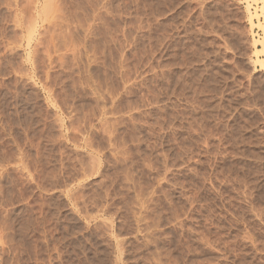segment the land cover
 <instances>
[{"label": "rangeland", "instance_id": "374dc122", "mask_svg": "<svg viewBox=\"0 0 264 264\" xmlns=\"http://www.w3.org/2000/svg\"><path fill=\"white\" fill-rule=\"evenodd\" d=\"M245 1L0 0V264H264Z\"/></svg>", "mask_w": 264, "mask_h": 264}, {"label": "bare ground", "instance_id": "6f19581e", "mask_svg": "<svg viewBox=\"0 0 264 264\" xmlns=\"http://www.w3.org/2000/svg\"><path fill=\"white\" fill-rule=\"evenodd\" d=\"M245 2H248L247 4H248V6H247V8L248 9H246V10H248V11H250V8H251V6H252V4L251 3H256V0H247V1H245ZM264 4V3H263ZM262 4V5H263ZM257 6V5H256ZM262 7V9H261V11H262V14L264 15V8H263V6H261ZM253 16H255V18H257L258 16H259V14H258V16H257V14H252L251 12L249 13V19H251V21L253 20L252 18H253ZM257 16V17H256ZM259 18V17H258ZM248 19V20H249ZM252 23V22H251ZM253 24V23H252ZM258 24V23H257ZM260 24V23H259ZM253 26H254V24H253ZM257 26V25H256ZM262 26V25H261ZM260 26V27H261ZM257 27H259V26H257ZM253 28V27H252ZM263 30H264V24H263V28H262ZM261 29V30H262ZM251 34V33H250ZM254 35V34H253ZM253 43V42H252ZM254 50H253V53L255 54V56L258 58H256L258 61V64H260V66H261V68L264 70V60H262L261 59V57L262 56H264V40H261V41H259V40H254ZM258 45H260V46H258ZM253 55V54H252ZM256 61V60H255ZM250 62H251V60H250ZM256 63V62H255ZM1 91V90H0ZM2 93V92H1ZM6 94V93H5ZM11 95V94H10ZM8 96V95H7ZM12 97V96H11ZM14 99H15V97H13ZM16 101V100H15ZM10 102V101H9ZM3 104V103H2ZM7 104V103H6ZM15 104V103H14ZM21 107V106H20ZM1 108V107H0ZM4 108V107H3ZM6 109V108H5ZM24 110V109H23ZM3 112V111H2ZM5 112V111H4ZM13 116V115H12ZM15 116V115H14ZM11 117V116H10ZM12 120V119H11ZM15 120V119H14ZM19 121V120H18ZM1 122H2V120H1ZM0 122V123H1ZM7 124V123H6ZM3 126H5V125H3ZM4 129V128H3ZM90 263V262H89Z\"/></svg>", "mask_w": 264, "mask_h": 264}]
</instances>
